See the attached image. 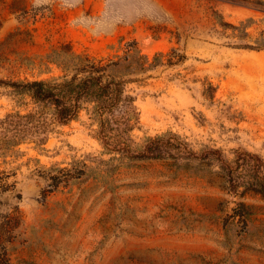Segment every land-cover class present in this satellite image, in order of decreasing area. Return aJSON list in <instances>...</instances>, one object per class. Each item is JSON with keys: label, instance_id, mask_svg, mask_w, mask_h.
Returning <instances> with one entry per match:
<instances>
[{"label": "rangeland", "instance_id": "1", "mask_svg": "<svg viewBox=\"0 0 264 264\" xmlns=\"http://www.w3.org/2000/svg\"><path fill=\"white\" fill-rule=\"evenodd\" d=\"M263 36L264 0H0V80L62 82L48 56L63 45L104 64L138 49L134 153L176 135L264 161ZM39 110L0 84V145L8 116ZM98 131L81 110L1 146L0 264H264L263 196L230 191L217 164L116 156Z\"/></svg>", "mask_w": 264, "mask_h": 264}, {"label": "trees", "instance_id": "2", "mask_svg": "<svg viewBox=\"0 0 264 264\" xmlns=\"http://www.w3.org/2000/svg\"><path fill=\"white\" fill-rule=\"evenodd\" d=\"M256 45L255 48H264V42H257ZM139 52L138 49L127 48L124 58L104 64L88 55L76 54L69 45H63L60 50L48 56L50 62L64 71L62 82L9 84L0 80L2 85L29 92L40 109L36 114H16L6 118L0 150L1 146H12L16 140L27 136L40 139V143L44 142L42 135L53 124L67 125L78 117L81 110H86L90 118L98 124V138L109 153L128 159L184 160L205 166L217 164L230 191L254 192L264 197V161L256 154L241 151L231 162L224 159L218 150H206L198 155L190 151L176 135L150 139L141 150L133 152L128 142V126L134 120L136 110L134 100L127 92V85L135 81L130 77L131 74L147 70L138 61H134ZM125 61H130L128 65L134 67L131 70L126 68ZM5 179L0 178L1 192L8 190ZM244 208L243 203H238L240 211ZM235 213V217L240 216L237 211Z\"/></svg>", "mask_w": 264, "mask_h": 264}]
</instances>
